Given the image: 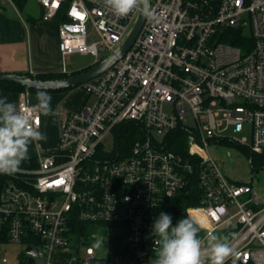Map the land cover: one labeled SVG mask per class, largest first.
<instances>
[{
    "label": "built area",
    "instance_id": "2783aa9c",
    "mask_svg": "<svg viewBox=\"0 0 264 264\" xmlns=\"http://www.w3.org/2000/svg\"><path fill=\"white\" fill-rule=\"evenodd\" d=\"M35 1L41 21L57 24L62 72L67 55L95 65L117 52L142 4L121 17L104 0ZM145 13L132 47L78 86L92 106L68 114L56 146L35 147L30 167L1 181L0 264H152L153 222L192 178L201 196L187 215L202 249L226 230L225 264H264V201L223 176L209 152L238 149L250 167L264 156V0H150ZM29 96L20 94V112ZM30 119L39 129L40 115ZM126 124L143 135L128 151L117 143ZM182 144L183 154L174 150Z\"/></svg>",
    "mask_w": 264,
    "mask_h": 264
},
{
    "label": "clouds",
    "instance_id": "9594fccd",
    "mask_svg": "<svg viewBox=\"0 0 264 264\" xmlns=\"http://www.w3.org/2000/svg\"><path fill=\"white\" fill-rule=\"evenodd\" d=\"M141 0H104L117 16H126L140 6ZM51 96L46 91L36 93V103L28 111L20 112L17 105L0 97V174L20 171L21 163L28 157L29 146L47 139L46 134L31 123V114L47 117L52 113ZM199 224L187 214L174 224L172 217L160 212L153 222L152 232L157 237L158 247L152 264H205V252L210 255V264H225L233 255L227 238L210 236V249H202ZM103 243L98 240L96 246Z\"/></svg>",
    "mask_w": 264,
    "mask_h": 264
},
{
    "label": "crops",
    "instance_id": "0c3cea01",
    "mask_svg": "<svg viewBox=\"0 0 264 264\" xmlns=\"http://www.w3.org/2000/svg\"><path fill=\"white\" fill-rule=\"evenodd\" d=\"M20 7L11 0H0V74H46L61 73L62 62L58 46L57 24L54 21L42 22V9L35 0H19ZM66 73H70L66 69ZM22 93V92H21ZM21 93L0 92V97L18 105ZM36 93H30V104L36 103ZM51 96L52 113L40 115L38 130L47 139L34 142L43 150L57 144L60 124L71 113L77 112L89 99L78 86L61 92H47Z\"/></svg>",
    "mask_w": 264,
    "mask_h": 264
},
{
    "label": "rangeland",
    "instance_id": "374dc122",
    "mask_svg": "<svg viewBox=\"0 0 264 264\" xmlns=\"http://www.w3.org/2000/svg\"><path fill=\"white\" fill-rule=\"evenodd\" d=\"M65 65L66 69L70 72H76L84 68L90 67L94 63L93 57L86 56V55H67L65 58ZM93 99L89 100L87 105L92 106ZM143 138L142 133H140L137 130V134L134 136V141L141 140ZM112 145H114V142H112ZM105 149L110 150L111 145L110 142L104 145ZM228 150L232 153V160L233 165L227 164L226 156ZM210 155L215 157L216 161H218L220 166V171L228 180H232L234 182H238L241 184H249L252 186V188L255 190L256 196L264 201V166H261L262 164H258V166L254 162V167H250L249 165V156L239 151L235 148H227L222 145H216L213 144V146L210 148ZM227 232L226 230L222 231H216L214 234L218 237L224 238L223 236ZM226 238H228V234L226 235ZM210 242V238L207 240V243ZM211 246V245H210ZM9 250L16 256H19V254H22L23 247H19L16 245H10ZM207 252V251H206ZM210 260V256H208L204 262H207ZM9 264H13V258L9 262Z\"/></svg>",
    "mask_w": 264,
    "mask_h": 264
},
{
    "label": "trees",
    "instance_id": "16d2710c",
    "mask_svg": "<svg viewBox=\"0 0 264 264\" xmlns=\"http://www.w3.org/2000/svg\"><path fill=\"white\" fill-rule=\"evenodd\" d=\"M12 2H15L17 6L20 7V2L19 0H11ZM235 44V43H233ZM90 68V67H88ZM88 68L81 69L79 71L73 72V73H66V72H61V73H49L46 72V74H25L28 78H33L41 81H46V80H61V78H66L70 75H76V73L83 72L87 70ZM77 87V86H76ZM76 87H70L68 89H62V90H69L73 89ZM29 91L30 93H35L38 91H45V90H40V89H26L25 87L19 85V84H13L10 82H5L1 81L0 82V92H5L8 94H13V93H21L23 91ZM46 92H61V91H53V90H46ZM137 127L134 124H126L122 126L121 130L118 132L117 136V143L119 145V149L124 151H128L130 148L131 143L134 141V136L137 134ZM174 147V146H173ZM182 149H178L174 147V150L177 152H180L183 154L184 144H182ZM32 152L28 151V156H32ZM25 159L20 167H30V163H27ZM253 167H254V162L258 166V164H262L261 166H264V156L262 157H253ZM9 174H0V183L5 179V177ZM196 183L194 179L192 178L190 181V184L186 190H184L183 193L169 199L167 203H165L162 207H160V212H166L171 215L172 217V222L173 224L180 218H183L185 214H187L188 209L190 208H198L199 206V198L201 196V193L197 190L195 187ZM202 230L198 233V235L201 237L202 235ZM228 235L229 232L227 233ZM238 264V263H237Z\"/></svg>",
    "mask_w": 264,
    "mask_h": 264
},
{
    "label": "water",
    "instance_id": "95a60500",
    "mask_svg": "<svg viewBox=\"0 0 264 264\" xmlns=\"http://www.w3.org/2000/svg\"><path fill=\"white\" fill-rule=\"evenodd\" d=\"M150 0H142L141 4V10L139 12V16L133 26V30L130 32V34L126 37V39L123 41L122 45L120 46V49L109 55L105 61H102L98 64L91 65L90 68L83 72L76 73V75H70L66 78H61V80H46L41 81L33 78H28L25 75L21 74H12V73H1L0 74V82H10L13 84H19L26 89H40V90H53V91H61L62 89H68L70 87H76L81 84L87 83L91 81V79L96 78L102 73L106 72L107 69H109L112 65H114L120 58L132 47L134 44V40L138 33L141 30V26L143 25V22L145 20L146 13L145 11L148 9ZM227 163L229 161V152L227 153L226 158ZM28 252L35 254V250L28 248ZM29 262H32V259L29 260Z\"/></svg>",
    "mask_w": 264,
    "mask_h": 264
}]
</instances>
